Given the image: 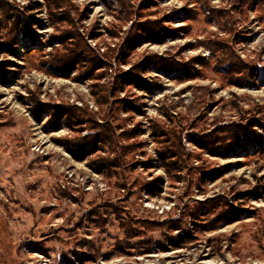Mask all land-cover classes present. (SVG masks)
<instances>
[{
  "label": "rangeland",
  "instance_id": "1",
  "mask_svg": "<svg viewBox=\"0 0 264 264\" xmlns=\"http://www.w3.org/2000/svg\"><path fill=\"white\" fill-rule=\"evenodd\" d=\"M214 263L264 264V0H0V264Z\"/></svg>",
  "mask_w": 264,
  "mask_h": 264
},
{
  "label": "trees",
  "instance_id": "2",
  "mask_svg": "<svg viewBox=\"0 0 264 264\" xmlns=\"http://www.w3.org/2000/svg\"><path fill=\"white\" fill-rule=\"evenodd\" d=\"M22 23V20H20V23H17V26H21L20 29L23 30V24ZM42 24H40L41 26ZM26 31V30H25ZM149 38V37H148ZM151 39L155 40L154 37H150ZM150 39V40H151ZM145 40H148L147 38H142V40L138 41V44H141L143 43ZM157 40V39H156ZM3 50H6V49H3ZM11 53L13 54H17L16 51L12 50ZM67 75L69 74L66 73ZM2 82H6L5 79L2 80ZM125 83H128V84H133L135 85L136 87L140 88V89H143L145 91H148L149 93H153L156 91V89L160 88V85H153L151 82H149L146 78H143L141 77L140 75H132L129 76ZM247 134V133H246ZM251 136V135H250ZM254 139L256 141H258L259 143H261V145L263 144V141H262V137L260 135H255L254 136ZM84 143V142H83ZM90 143H85V144H82L80 145L79 144H76V147L77 146H81L78 151H76L74 148H71L68 146V150L70 153H72L74 156H76L77 158L79 159H84L86 158L89 154H91L95 149L94 148H87V146H89ZM98 170V169H97ZM239 215L238 213H236V217L237 218ZM174 228H179L178 225H176ZM194 236L188 231V232H185L184 233V236L182 235H178V237H175V238H171V239H168L169 242L171 243V246L173 247H179L180 244H181V240H185V239H190V238H193ZM177 238H179V240H177ZM158 248L160 249H163V250H167L169 247L168 246H164L162 244H159L158 245ZM154 247L151 249L153 250Z\"/></svg>",
  "mask_w": 264,
  "mask_h": 264
},
{
  "label": "bare ground",
  "instance_id": "3",
  "mask_svg": "<svg viewBox=\"0 0 264 264\" xmlns=\"http://www.w3.org/2000/svg\"><path fill=\"white\" fill-rule=\"evenodd\" d=\"M215 264V263H214ZM218 264H221V263H218Z\"/></svg>",
  "mask_w": 264,
  "mask_h": 264
}]
</instances>
